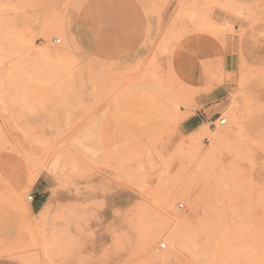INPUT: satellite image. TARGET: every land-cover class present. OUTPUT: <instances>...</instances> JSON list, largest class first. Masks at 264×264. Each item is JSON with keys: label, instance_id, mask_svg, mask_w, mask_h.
Instances as JSON below:
<instances>
[{"label": "rangeland", "instance_id": "obj_1", "mask_svg": "<svg viewBox=\"0 0 264 264\" xmlns=\"http://www.w3.org/2000/svg\"><path fill=\"white\" fill-rule=\"evenodd\" d=\"M0 29V264H264V0H0Z\"/></svg>", "mask_w": 264, "mask_h": 264}, {"label": "crops", "instance_id": "obj_2", "mask_svg": "<svg viewBox=\"0 0 264 264\" xmlns=\"http://www.w3.org/2000/svg\"><path fill=\"white\" fill-rule=\"evenodd\" d=\"M195 121H196L195 118L194 119L192 118L189 121L190 130L191 131L195 130L199 126V123H196ZM45 191H46V189H41L40 192H39L40 193V196L38 197V199L36 201L32 202V204H31V210L33 212H39L43 208V205H44V202L45 201H44V194H42V193H45Z\"/></svg>", "mask_w": 264, "mask_h": 264}, {"label": "bare ground", "instance_id": "obj_3", "mask_svg": "<svg viewBox=\"0 0 264 264\" xmlns=\"http://www.w3.org/2000/svg\"><path fill=\"white\" fill-rule=\"evenodd\" d=\"M2 19V18H1ZM4 29V28H3ZM1 30V29H0ZM8 34V33H7ZM17 48V47H16ZM56 49V48H55ZM1 52V51H0ZM4 52V51H3ZM45 54L46 55H48L49 54V52H45ZM47 58H49V57H47ZM21 66V65H20ZM17 69V68H16ZM29 77V76H28ZM30 83V82H29ZM34 85H35V83H34ZM28 90V89H27ZM28 92H30V91H28ZM233 107V106H232ZM236 108V107H235ZM59 110V109H58ZM237 110V109H236ZM237 113V112H236ZM56 117V116H55ZM237 121V123H239V121L238 120H236ZM63 123V122H62ZM50 125V124H49ZM54 125V124H53ZM235 125V124H234ZM202 130H203V127H199L198 128V130H197V133L198 134H200L201 132H202ZM225 132V131H224ZM203 134V133H202ZM232 134V133H231ZM49 203V202H48ZM32 212V211H31ZM182 213V212H181ZM185 215V214H184ZM40 217V216H39ZM184 218V217H183ZM170 241L174 244V245H176V246H181L182 245V238H181V234H180V232H179V230L178 229H173L172 231H171V235H170Z\"/></svg>", "mask_w": 264, "mask_h": 264}, {"label": "built area", "instance_id": "obj_4", "mask_svg": "<svg viewBox=\"0 0 264 264\" xmlns=\"http://www.w3.org/2000/svg\"><path fill=\"white\" fill-rule=\"evenodd\" d=\"M60 41L61 40L59 39L58 42H60ZM219 122H220V124H226L227 123V120L225 118H223ZM29 199L31 201H34V195H30L29 196ZM166 247H167V244L166 243H162L161 246H160L161 249H165Z\"/></svg>", "mask_w": 264, "mask_h": 264}]
</instances>
